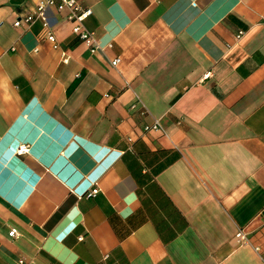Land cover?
Returning <instances> with one entry per match:
<instances>
[{"label":"crops","instance_id":"0c3cea01","mask_svg":"<svg viewBox=\"0 0 264 264\" xmlns=\"http://www.w3.org/2000/svg\"><path fill=\"white\" fill-rule=\"evenodd\" d=\"M80 2L0 0V264H264V0Z\"/></svg>","mask_w":264,"mask_h":264},{"label":"built area","instance_id":"2783aa9c","mask_svg":"<svg viewBox=\"0 0 264 264\" xmlns=\"http://www.w3.org/2000/svg\"><path fill=\"white\" fill-rule=\"evenodd\" d=\"M55 9L58 12H66V19L73 25V32L90 48L92 53H95L101 50V46L95 36V33L88 29L85 25L86 19L91 15L92 11L90 9L84 8L80 2V0H37L36 9L30 13L22 16L18 21L15 22V26H21L22 24L31 25L33 22L40 20L43 24L51 28V21L47 16L48 10ZM47 40H49L54 48H59L56 36L50 30L47 36ZM63 59L65 62L68 61V57L63 54ZM120 58H115L112 60V65L117 67L120 63ZM210 73L206 74L208 77ZM159 127L158 121L151 128L157 129ZM148 130L150 127L147 128ZM26 152V147H19L17 153L22 155ZM98 192L97 189L93 190L89 193L88 196L94 195ZM18 234L16 229H12L10 231V236H16ZM236 239L239 246L250 245V237L249 232L246 229H239L236 233ZM259 250L258 247L255 248ZM25 260L20 259L16 262V264H24Z\"/></svg>","mask_w":264,"mask_h":264}]
</instances>
